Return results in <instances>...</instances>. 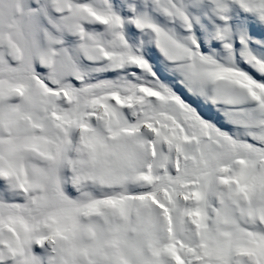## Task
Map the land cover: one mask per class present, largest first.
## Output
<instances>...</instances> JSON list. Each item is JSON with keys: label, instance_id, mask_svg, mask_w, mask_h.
I'll list each match as a JSON object with an SVG mask.
<instances>
[{"label": "snow or ice", "instance_id": "snow-or-ice-1", "mask_svg": "<svg viewBox=\"0 0 264 264\" xmlns=\"http://www.w3.org/2000/svg\"><path fill=\"white\" fill-rule=\"evenodd\" d=\"M0 264H264V0H0Z\"/></svg>", "mask_w": 264, "mask_h": 264}]
</instances>
